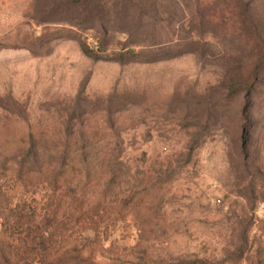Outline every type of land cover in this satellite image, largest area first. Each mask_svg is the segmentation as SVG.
Instances as JSON below:
<instances>
[{
  "label": "rangeland",
  "instance_id": "374dc122",
  "mask_svg": "<svg viewBox=\"0 0 264 264\" xmlns=\"http://www.w3.org/2000/svg\"><path fill=\"white\" fill-rule=\"evenodd\" d=\"M65 157L104 204L68 264H264V0H0V203Z\"/></svg>",
  "mask_w": 264,
  "mask_h": 264
},
{
  "label": "trees",
  "instance_id": "16d2710c",
  "mask_svg": "<svg viewBox=\"0 0 264 264\" xmlns=\"http://www.w3.org/2000/svg\"><path fill=\"white\" fill-rule=\"evenodd\" d=\"M83 53L87 56L102 59L103 56L80 42ZM127 51L120 54L119 59H138L140 54ZM193 149V148H192ZM37 155L30 150L29 156ZM68 158L60 165L52 178L50 185L52 196L45 204L43 214L31 216L24 210H14L7 199H1L0 215L4 219V230L0 234V264H66L67 260L56 250L57 239L62 237L63 228L80 229L96 228L95 224L101 218L103 200L90 207L86 187L79 185L70 187L76 182V174L82 173V167ZM76 185V184H75ZM10 222L13 225H10ZM93 223V224H92ZM11 239V240H10ZM53 239L56 241L53 243ZM68 264V262H67ZM174 264H198L196 262H178ZM200 264V263H199Z\"/></svg>",
  "mask_w": 264,
  "mask_h": 264
}]
</instances>
